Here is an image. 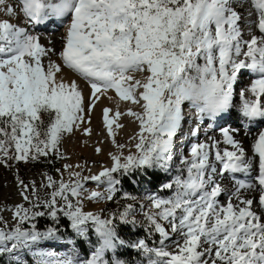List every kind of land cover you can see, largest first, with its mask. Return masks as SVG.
<instances>
[{"label": "snow or ice", "instance_id": "1", "mask_svg": "<svg viewBox=\"0 0 264 264\" xmlns=\"http://www.w3.org/2000/svg\"><path fill=\"white\" fill-rule=\"evenodd\" d=\"M69 17L59 53L18 24L23 19L35 27ZM64 70L90 88L87 109L80 85L66 79ZM243 70L253 78L239 93L238 114L252 137V156L234 138L238 129L222 128V141L208 137L211 143L192 144L188 157L180 158L174 194L146 197L154 210L143 213L146 231L159 234L161 247L119 236L117 219L136 226L129 219L135 211L130 204L108 218L84 211V201L114 199L118 175L167 170L184 106L198 121L224 118L235 107L233 91ZM109 91L142 109H103V127L116 149L109 153L111 166L84 176L72 170L81 165H65L68 180L47 176L41 187L51 192L44 200L34 184L29 189L20 181L21 196L30 207L17 205L12 216L16 226L0 228V255L8 253L13 264H26L16 254L25 249L35 264H126L116 252L130 248L148 257V264H264V0H0V162L37 161L49 154L63 159V139L76 131L91 135V128L82 125L90 124L86 117ZM124 115L139 129L127 144L116 140ZM221 143L227 147L221 149ZM254 160L258 174L252 182L236 179V173L248 175ZM226 176L233 186L220 203L225 192L220 178ZM89 180L105 185L104 191L87 192ZM246 192L258 193V198ZM61 214L78 238L90 243V230L94 232L96 246L87 259L36 249L60 236L55 227L39 231L33 221L47 216L58 223ZM161 221L181 238L175 252L166 250L169 233Z\"/></svg>", "mask_w": 264, "mask_h": 264}, {"label": "rangeland", "instance_id": "2", "mask_svg": "<svg viewBox=\"0 0 264 264\" xmlns=\"http://www.w3.org/2000/svg\"><path fill=\"white\" fill-rule=\"evenodd\" d=\"M69 19V18H67ZM66 22H69V20H66ZM62 27V26H59ZM64 29L61 28V31ZM64 33V32H62ZM63 37V36H62ZM52 56V55H51ZM47 58V57H46ZM45 58V59H46ZM59 59V57L57 56ZM44 59V64L48 63ZM48 59V58H47ZM45 64V65H46ZM137 78H139V74H136ZM78 84L80 86H83L81 82L82 80L78 79ZM235 87L233 91V101H234V109H238L239 105L238 103H235ZM88 96H85V106L88 105ZM117 98V97H116ZM119 104V109H116V106ZM108 109H112V112L119 110L121 112H125L127 108L131 107L134 111L140 112L141 109H138V105H132L130 102H121L117 101L114 105H106L105 106ZM104 107V108H105ZM112 107H115L112 108ZM186 109H184V112L189 111L188 106L186 105ZM87 109V106L85 107ZM191 111H189L190 113ZM102 115H96L93 112L91 113L90 117H86V119H90V124L85 123L82 125L83 127H90L91 128V135H83L82 131H76L71 136H66L63 141L61 142L59 146V151L63 155V159L57 158L56 155L49 154L47 157H40L37 161L29 160L27 162L21 160V161H15V160H7L6 163L0 162V219L5 220L2 216L3 214L13 215V211L15 210L17 205H23L25 208L30 207V205L23 199L21 196L22 186L20 185V181L23 182V185H27L29 189H31L32 185L34 184L38 195L41 200L47 199L48 194L51 192V189H45L41 187L42 184L47 183V176H51L53 180L59 182L61 179L67 181L68 180V173L65 171V165H81V169L73 168L74 171H82V175L84 176H91V175H97L103 167H110L111 166V160L109 158L110 152H115L116 149L113 147L111 139L107 136V133L104 130L103 127V112ZM188 114V112H187ZM96 115V116H95ZM190 119V118H189ZM193 119H190L189 123H186L187 134L192 136V128H193ZM184 120L183 122H185ZM219 119L216 120L218 122ZM45 122H47V117H45ZM119 122L124 125L123 128L116 130V140L118 143L121 144H127L128 140L135 132H137L138 125L133 121V118L128 117L126 115L121 116ZM190 128V129H189ZM184 132V130H182ZM182 133H178L175 137L176 141L174 143L177 144L178 141H182V143L178 146L172 154H171V160L169 161V164L167 166V170L155 168V169H149L145 172L139 173L141 177H143V174L146 172H159L162 177L164 178V181L159 185L158 189H153V183L150 179H147L145 181H137V187L138 192L135 194H122V196L114 202V204L111 207V211L118 213L124 210L125 205H132L134 211V215L132 217H129V219H135L137 221L136 226L133 227L131 224H121L119 222V219H117V231L119 236L124 239L125 241L129 243H133L138 241L142 238H136L134 235V228H143L146 229L148 227L147 222L144 219L145 212L151 213L154 210L151 208L150 202L146 199L148 195H158L159 197H162L164 199H167L171 197L175 192V184L173 183L176 176L181 175L177 171V168L180 166V158L182 156L188 157V147L190 145L188 144L186 147V142ZM194 140H196V136H194ZM109 141V142H108ZM184 145V146H183ZM96 148H100L102 151L100 154H97L95 151ZM132 151H135L133 148ZM178 152L181 154H178ZM125 154H127V149H125ZM7 165V166H6ZM46 167V168H42ZM186 175V173H184ZM173 183L172 188H163V185ZM93 186H97L96 182L88 181L85 184V188L87 192L92 191H98L103 192L105 189V185H101L99 188H94ZM92 188V189H91ZM31 194L30 192L28 193ZM125 196L128 197H134L135 199H126ZM35 199V198H33ZM110 203V201H104V202H93V201H84V211L86 212H93L100 214L102 218H108L109 213L112 212H106V206ZM141 204L144 205L143 211H141L140 206ZM40 211H46L43 208L38 209ZM64 216L61 214L59 218H63ZM65 218V217H64ZM40 219V221L37 222V220ZM36 224V227L38 225H44L45 228L52 227L50 224H52V220L48 217H37L35 221H33ZM161 223L164 225L166 230L168 231L169 235H175L176 233H173L171 231V227L164 221H161ZM5 224V222H3ZM4 227L3 225L1 226ZM24 227H27V225H24ZM8 228H13L11 226H8ZM38 229V228H37ZM60 239L58 241L54 242H47V244L56 245L55 248L57 250H65L68 251L69 254L66 256H72L73 258H78L79 260H85L90 255L91 252L94 250V247L96 246V237L94 232L90 230V237L91 242L85 241L81 238H78L75 233H73L69 227L68 228H62V232L59 233ZM155 236L156 244L149 247H161L160 245V236L158 233H153ZM152 234V235H153ZM147 235H150L147 231ZM150 235V236H152ZM171 237V236H170ZM70 241H74V243H71ZM165 242L166 250L169 251L168 246ZM42 243L36 248L41 247ZM46 247V246H45ZM133 251V254L130 256V260L126 261V264H148V257L143 255L142 253L126 248ZM176 251V250H175ZM17 255H20L23 257V259L26 261V264H35V261L33 259L32 252H29L28 250H22ZM122 259V258H120ZM0 264H13L11 260V256L8 253H4L3 255H0Z\"/></svg>", "mask_w": 264, "mask_h": 264}, {"label": "bare ground", "instance_id": "3", "mask_svg": "<svg viewBox=\"0 0 264 264\" xmlns=\"http://www.w3.org/2000/svg\"><path fill=\"white\" fill-rule=\"evenodd\" d=\"M239 10L243 11L244 9H239ZM66 20H69V22H66ZM13 22H17V21H13ZM68 23H70V17H69V19H64V20L49 21V22H46L45 24L38 25L35 27H32V26L26 24L23 19L18 21L19 26L27 28V30L29 31L30 34L38 36L40 43L44 47H46V48L52 47V48H54L56 53H59L62 49V36H64L66 34V26ZM59 26H62V27H59ZM61 28H63L64 30L61 31ZM62 32H64V33H62ZM51 59L57 63H60L59 59L57 58V55H52ZM47 60L48 59L46 58L45 61L47 62ZM64 71L66 74L65 75L66 79H68V80L76 79L77 83H78V81H79L78 77H76L74 74L67 73V70H64ZM252 78H253L252 74L248 70H243L242 74H240L238 76V81L235 85V89H236L235 90V103H238V104L241 103L239 93L241 90L247 88L250 85ZM81 83L84 84L83 86H80L81 90L84 93V96H86V97L89 96L90 91H91L90 88L88 87L86 82L83 81ZM108 96L113 97V99H108ZM248 98H252L250 96V94L248 95ZM117 101H118V98H116L115 92L109 91V93L107 95L101 96L100 100L96 102V107L93 109L92 112L94 114L100 116V115H102L101 113L103 112V109L106 105L107 106L110 104L114 105L117 103ZM112 108L115 109V107H112ZM116 109H117V106H116ZM138 109H141V108L138 107ZM238 109L233 108L230 111V114L226 115L224 118H218L219 119L218 122L213 121V120H207V119L203 120V121H198L196 116H195L194 111L190 110L191 111L190 113H189V111H187L188 114H187V112H184L185 113L184 114V117H185L184 120H186V121L185 122H183L184 120L182 121L181 130L178 133H182L184 135L182 137L184 138V140L186 142V147L188 144L191 147V145L195 144V143H200V142L211 143V141L208 140V137H213L216 140L222 141L223 136H222L221 129L224 127H227L229 129H238V131H235L232 134H233L234 138L241 143L242 147L245 149L246 155L248 157H251L252 156V152H251L252 137L249 135H246V129H245V123L246 122L242 118L239 117ZM189 118L193 119V120H191V121H193L192 131L193 130L196 131V135H195L196 140H194L193 135L191 136V135L187 134L188 128H186L185 124L190 122ZM182 130H184V132H182ZM257 130L258 129L256 126L252 127L253 135H255ZM181 143H182V141H178L177 144L174 143L175 146L173 147V149H176L177 145L179 146ZM190 147H188L187 152H189ZM220 147H221V149H223L224 147H227V146L224 145L223 143H221ZM257 174H258V167L256 165V161L254 160L253 169L248 173V175H245L244 173H236L235 178L252 182V178L255 177ZM89 181H91V180H89ZM220 183H221L222 187L225 189V192L218 199H219L220 203H225L227 201L228 189L232 188V186H233V180L226 176L224 178H220ZM100 186L101 185H98V184L95 187L93 186V190H94V188H96V187L99 188ZM245 195L248 196L249 198H251L253 196H256L258 198V193H255V192H246ZM254 208L257 211H259V209L256 208V205H254ZM12 216L8 215V213L3 214L2 217L5 220H1L2 218L0 219V228H2L1 226L2 225L4 226L5 224H7L8 226H11V227H15L16 222L13 221ZM3 222H5V224H3ZM180 239L181 238L179 237V235L177 233L175 235H169V239L166 241L167 242L166 244H167L170 252H175V250H176L175 242L180 240ZM55 246L56 245L53 246V245L47 244V242H45V244H43L41 247L36 248V249L44 250V251H50V252H53L54 254L59 255V256H66V254L67 255L69 254L68 251H65L62 249L57 250L55 248ZM31 255H33V253Z\"/></svg>", "mask_w": 264, "mask_h": 264}, {"label": "trees", "instance_id": "4", "mask_svg": "<svg viewBox=\"0 0 264 264\" xmlns=\"http://www.w3.org/2000/svg\"><path fill=\"white\" fill-rule=\"evenodd\" d=\"M42 168H46V167H42ZM140 171H136L133 173H130L127 176H117V179H119L121 181V183L117 186L119 191L115 194V197L112 201H110V203L107 204L106 206V212H114L113 210L111 211V207L114 204V202H116L121 196L122 194H135L138 192V187H137V181H145L147 179H150L153 183V189H158L159 185H161V183L164 181V178L162 177V175L159 172H146L143 174V177H141L139 175ZM47 217V216H45ZM40 221V219L37 220V222ZM52 224H50L52 227H55L58 229V232L61 233L62 232V228H68L69 229V222L66 218H59V222L58 223H54L53 221L51 222ZM38 230L40 231H45L47 228L44 227V225L40 224L38 225ZM134 235L136 238H142L145 239L147 241L148 244H150V246H153L156 244V240H155V236L156 235H147V231L146 229L143 228H134ZM133 254L132 250L129 249H118L116 252V256L118 258H122L124 261L130 260V256ZM112 257V253H109L107 258L110 260Z\"/></svg>", "mask_w": 264, "mask_h": 264}]
</instances>
